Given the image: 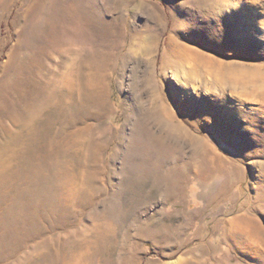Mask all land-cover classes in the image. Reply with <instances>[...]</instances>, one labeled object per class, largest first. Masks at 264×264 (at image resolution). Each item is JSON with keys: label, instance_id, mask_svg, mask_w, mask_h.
I'll use <instances>...</instances> for the list:
<instances>
[{"label": "rangeland", "instance_id": "obj_1", "mask_svg": "<svg viewBox=\"0 0 264 264\" xmlns=\"http://www.w3.org/2000/svg\"><path fill=\"white\" fill-rule=\"evenodd\" d=\"M1 151L0 264H264V0H0Z\"/></svg>", "mask_w": 264, "mask_h": 264}, {"label": "bare ground", "instance_id": "obj_2", "mask_svg": "<svg viewBox=\"0 0 264 264\" xmlns=\"http://www.w3.org/2000/svg\"><path fill=\"white\" fill-rule=\"evenodd\" d=\"M76 14V13H75ZM142 40V39H141ZM148 40V39H147ZM146 40V41H147ZM79 71H78V68H75L73 71H71L70 73H68L66 76H65V79H67V78H69V80H71V77H72V75H73V79H74V93L73 92H71V91H66L65 89H64V92L63 91H60V93H59V96L57 95V99H59V100H67L66 99V97L67 96H69V95H73L74 94V97L72 96V98H75V99H77V101L79 100V97H80V95H82V94H80L79 95V90H80V86H79V83L77 84V77L79 76L78 74H80V73H78ZM79 78H80V76H79ZM92 81V78H90V82ZM69 90V89H68ZM77 96V97H76ZM71 98V97H70ZM74 100V99H73ZM65 103H66V105H65V111H66V109H68L67 108V104H69L70 103V100L68 99L67 101H65ZM69 105H71V104H69ZM63 110V109H62ZM71 110V109H70ZM37 111H34V113H33V115L34 116H36L37 114ZM63 113H65V112H63ZM68 114V113H67ZM60 116V115H59ZM3 151H1L0 152V161L3 159ZM23 159V158H22Z\"/></svg>", "mask_w": 264, "mask_h": 264}]
</instances>
